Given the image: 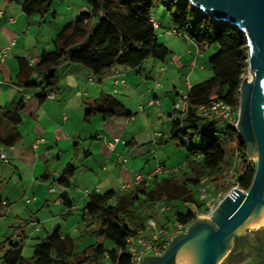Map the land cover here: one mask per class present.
<instances>
[{
    "label": "trees",
    "instance_id": "obj_1",
    "mask_svg": "<svg viewBox=\"0 0 264 264\" xmlns=\"http://www.w3.org/2000/svg\"><path fill=\"white\" fill-rule=\"evenodd\" d=\"M9 1L19 4L26 17L38 15L40 18L45 17L52 2ZM86 1L89 11L80 12L74 21L60 29L52 41L51 51L40 53L32 67L20 60L18 81L15 85L22 90H38L33 94L38 103L44 102L48 94L57 92L58 70L63 65L81 66L90 71L92 77L100 80L115 68L139 73L146 60L165 61L171 54L166 47L156 42V28L151 21L152 0ZM165 7L176 27L175 30L188 38L198 49L213 45L218 47L217 52L207 60L211 77L190 86L187 91V113L180 116L172 111L170 116L168 140L177 141L186 150L188 156L185 167L190 170L196 168L195 174L184 177L180 183L174 176L161 178L157 174L143 178L123 194L113 191L89 194L82 208L83 216L88 220L87 227L94 222L97 224V228L90 231L89 235L101 239L102 242H95L77 252L74 240L61 237L59 231L55 230L32 245L31 256L25 258L22 255V244H12L7 238L4 242L9 247L0 255L2 264L94 263L104 255L115 264H127V241L135 231L144 228L148 218H152L153 208L157 203L164 205L163 202L175 199L194 203L193 191L197 190L204 179L215 188H219V183L225 180L231 165L226 159L225 148L218 136L221 134V125L225 124L235 132L234 126L221 120L206 121L198 117L196 111L198 107L217 100L223 101L234 111L238 110L239 89L248 67L246 38L236 26L214 21L188 2L179 1L174 4L169 1ZM25 106L26 102L20 99L8 108L1 109L2 121L10 127L20 125L21 112ZM94 115L104 118L130 117V113L120 103L104 97L89 105L85 119ZM195 135L199 137L198 146L183 143L184 139L188 140ZM234 148L235 152H238L236 160L239 169L247 163L248 157L240 139ZM74 170L71 165H67L56 182L67 186ZM254 170L249 166L245 169L237 181L239 188H249ZM229 187L230 183L225 181L222 188ZM202 200L201 204H204ZM3 203L4 199L0 196V217L7 206ZM197 207L199 210L200 206ZM196 215L197 211L190 208L185 212L174 209L172 219L166 221L179 223L185 230L195 220ZM104 241L110 243V246L105 245Z\"/></svg>",
    "mask_w": 264,
    "mask_h": 264
},
{
    "label": "crops",
    "instance_id": "obj_2",
    "mask_svg": "<svg viewBox=\"0 0 264 264\" xmlns=\"http://www.w3.org/2000/svg\"><path fill=\"white\" fill-rule=\"evenodd\" d=\"M0 12V46L7 47L10 42H13L7 57L0 62V146L11 145L17 148L9 156L10 160H15L21 169V177L30 167L29 172L34 180L45 183L52 177L53 182L61 188L62 192L58 201L60 214L43 221V225L50 222L48 230L44 229V231L46 237L58 230L61 237L74 240L75 238L65 233L66 222L71 215L77 214L80 210L82 225L85 227L82 236L89 234L90 230L86 229L88 220L83 216L82 211L89 194H104L110 191L123 194L135 186L133 183L137 175H143L147 179L156 167L161 166L165 169L163 160L157 161L155 166L148 171L140 167L150 156L155 160V153L161 145L168 142L177 143V141L168 140L173 103L178 89H181V79L177 78V74L180 75V71H185L190 67L192 58L189 52L180 56L177 53L174 54L169 48L158 43L156 36L157 44L166 47L171 53L170 56L172 55L165 61L148 59L139 73L130 70L131 77H128L127 70L115 68L100 80L94 77L91 80L90 71L81 66L66 64L58 70L57 92L52 94V97L46 98L44 102L38 103L33 97L38 90H22L15 85L18 81L20 60L27 62L29 67L37 61V46L34 40L30 39L29 32L21 36L25 29L30 30L28 25L25 27V22L31 21L33 16L26 17L21 12L19 4L9 0H0ZM50 12L53 18L57 17L55 9H49L45 17ZM9 18L13 19L12 23L7 22ZM158 24L160 27L159 22ZM63 26L56 30V35ZM32 51L35 54L34 58L29 57ZM194 59L197 60L198 56L195 55ZM148 61L150 66L146 67L145 63ZM115 71L123 74L121 78L123 83L115 81L116 79L112 77ZM33 78L34 75L31 79ZM165 78L169 80L170 90L160 96L156 93V89L162 88L160 84ZM155 83L159 85L157 88H155ZM103 97L116 100L130 113V117L104 118L94 115L85 119L89 105ZM163 97L168 99L165 100ZM20 99L26 102L25 109L21 112L22 123L16 127L7 126L1 119V109L8 108ZM130 99L135 101L131 106L127 105ZM151 100H157L158 104L149 105ZM165 116L167 120L162 121L168 124L166 132L163 133L154 128L151 120L153 117L162 119ZM36 139H42V142L33 147L32 144ZM50 158L56 161L52 173L47 168ZM67 165H71L75 170L69 179V184L60 185L56 179L60 177ZM173 172L177 173L176 170ZM174 173L170 172L164 177L161 173L159 177L174 176ZM19 179L22 182V178ZM72 180L75 181L72 182ZM124 187L126 189H123ZM53 192L50 191V193ZM0 196L7 205L3 211L4 215L10 206L8 192L0 190ZM33 198L37 201L35 197ZM43 203V207H48L47 200ZM19 215L21 213L17 212V219ZM152 218L161 224L159 217L158 219ZM33 219L39 223L36 218L33 217ZM144 228H146V223ZM33 230L34 233H40L42 226L36 225ZM71 233L77 236L80 233L79 227L72 226ZM18 236L23 239L26 237L23 230H19ZM242 244L245 248L250 247L245 239L242 240ZM262 245L263 243L257 257H246L240 264H264ZM4 247L5 245L0 248H3L2 253L7 250ZM237 249L233 240L230 250L222 259V264H231L229 258Z\"/></svg>",
    "mask_w": 264,
    "mask_h": 264
},
{
    "label": "rangeland",
    "instance_id": "obj_3",
    "mask_svg": "<svg viewBox=\"0 0 264 264\" xmlns=\"http://www.w3.org/2000/svg\"><path fill=\"white\" fill-rule=\"evenodd\" d=\"M169 1H172L174 4L179 2L176 0H152L151 15L153 16L154 20L157 23L159 22L161 25L155 30L158 43L163 44L164 46L169 48L174 54L177 53L179 56L186 55V53L188 52V54L191 55L190 57L192 58V60L195 58V55L198 56V59L195 60V64L193 67H189L185 71H180V75L177 74V78L179 79L180 77L181 79V89L178 90L185 91L188 85L193 86L202 83L211 77V73L207 65V60L210 56L217 52L218 47L213 45L210 47H204L203 49L199 50L188 38L182 36L181 33L178 32V36H174L173 34H171V31L176 27L172 24L169 12L165 7V4H168ZM68 8L71 9L68 10ZM49 9H55L57 17L53 18L51 12L45 18H40L38 15H33L31 21L25 22V27L26 25H28L30 30L25 29L24 33H21L22 36L24 34L27 35L26 33L29 32L30 39H33L37 46V57L43 51H51L53 49L52 40L56 36L55 32L59 29V27L74 21L79 14L78 12L89 11L86 0H52ZM188 49L190 51H188ZM29 57H35L33 51L30 52ZM149 63V61L146 62L145 66L149 67ZM171 69L174 70V68ZM127 71V74L129 75L128 77H131L132 74L130 73V70ZM249 76H253V73L247 71L243 78L245 79ZM168 84L169 80L167 78L162 80L160 84L162 85V88L156 89V93L160 96L166 94L165 92L167 90H170V85ZM163 99L166 100L168 98L163 97ZM134 102L135 101H132L130 99L129 101H127V105L131 106L132 104H134ZM163 119H165L166 121V116L162 119L153 117L151 122L154 128L160 130V132L165 133L166 126L168 123H163ZM220 131L221 134L218 136V139L225 148L226 159L230 162V165L233 166L236 156L234 145H236L239 141L238 132L236 130L235 132L230 130L225 124L220 126ZM183 143H188L192 146H198L199 137L195 135L189 138L188 140L184 139ZM155 154V160H153L150 156V158L148 157V159H146L141 164L140 168H144L142 170L148 171L149 169L155 166L157 161L163 160V162L165 163V170L168 171H165L162 174L163 177L167 176L170 172L174 173L173 171L176 170L177 173H174L175 175H172H174V177L177 179V182L180 183L184 179V177L195 174L194 171L196 170V168L190 170L189 168L185 167L184 164L188 154L186 150L178 143L175 144L173 142H168L167 144H163L161 145L160 149L156 151ZM247 164L249 167L255 169L256 152L254 147H251V153L249 154ZM55 166L56 161L50 158L49 163L47 165L49 172L52 173ZM29 168L30 167L26 169L27 171L24 172L23 176L21 177V169L17 166L15 160H10L7 164H4L0 161V190L2 192H8V200L10 201L11 206V208L10 206L9 208H7V213L0 217V248L4 245V248L9 247L5 244L6 242H4L7 238H9L12 244H22V255L25 258H29L31 256L32 245H34L36 242L43 240L46 237L45 231L48 230V225L50 224V222H46L43 225V221L50 219L54 216H59L60 212L58 201L59 196L62 192L61 188L55 182H53L54 180L52 177L48 179L45 183H41L39 180H34L32 178L31 172H29ZM16 169H18V173H16ZM19 178H22V182ZM77 178L78 177L76 176V179ZM73 181L75 180H72V182ZM224 182L225 180L219 183V188H215L213 184L204 179L198 186L197 190L193 191L194 203H184L179 199H175L172 202H163L164 206H167V208L163 214H158L159 209L162 205L161 202H159L153 208L152 217L157 219L159 217V221L161 222V224L163 226H166V228L170 231H172L171 229L173 222L167 223L166 219H172V212L174 209H177L180 212H185V210L188 208L196 210L197 215L195 219L201 222H210V216L212 212L209 213L205 208L204 204H201L202 198L200 189L205 188L206 195L208 197L214 198L217 194L223 195V193L227 192L230 188L229 187L228 189H223L222 187ZM22 186H24V188H22ZM50 188L54 189L53 193H50ZM33 197H35L37 201H32ZM46 200L48 201V207H43V202ZM197 205L200 206L199 210L197 209ZM10 209L12 210L9 213ZM17 212L21 213L18 219L16 218ZM81 215L82 214L80 210L77 214L71 215L66 222L67 228L64 229L65 233H68L70 236L75 238L74 242H76L77 252H81L84 248L94 244L95 242H102L101 239H96L95 237L89 234L82 236V233L85 231V227H83L82 225ZM163 216H165L166 218ZM33 217L36 218L39 223L34 221ZM258 219L259 216L255 221H249L248 224L240 227L236 233L238 235H246L251 230L264 229V226L260 224H256V226L249 225V223H255L256 221H258ZM36 225L42 226V231L40 233H34L33 229L36 227ZM167 225H169V227H167ZM72 226H78L81 235H79V233L77 234V236H73L71 233ZM95 228H97V224L95 222L92 223L89 227H86V229L90 231L94 230ZM19 230L24 231L26 235L25 239L21 238V236H18ZM104 244L110 246V243H108L107 241H104ZM2 250L3 248L0 249V255L3 252ZM183 262L187 264L188 260L184 258V255L178 253L174 259L173 264H182ZM222 262L223 261L221 260L220 264H222ZM0 264L2 263L0 262Z\"/></svg>",
    "mask_w": 264,
    "mask_h": 264
},
{
    "label": "water",
    "instance_id": "obj_4",
    "mask_svg": "<svg viewBox=\"0 0 264 264\" xmlns=\"http://www.w3.org/2000/svg\"><path fill=\"white\" fill-rule=\"evenodd\" d=\"M176 1L188 2L216 22L236 26L246 38L247 71L253 76L242 79L235 130L248 158L255 148L256 164L246 193L233 189L212 211L210 222L195 219L173 236L161 255L145 257L144 264H173L178 253L186 255L188 264H219L232 241L244 239L237 230L255 221L264 207V0Z\"/></svg>",
    "mask_w": 264,
    "mask_h": 264
},
{
    "label": "built area",
    "instance_id": "obj_5",
    "mask_svg": "<svg viewBox=\"0 0 264 264\" xmlns=\"http://www.w3.org/2000/svg\"><path fill=\"white\" fill-rule=\"evenodd\" d=\"M1 16V12H0ZM151 21L155 28H158V23L154 20L153 16H151ZM8 23H12L13 19L9 18L7 19ZM171 34L174 36H178L179 33L173 29L171 31ZM13 45V42H10L7 47H1L0 46V62H3L5 58L7 57L8 51L10 47ZM195 64V59H193L190 62V67H193ZM123 76L122 73L114 72L112 77L116 79L115 81L119 83H123V80L121 79ZM92 75L90 79L92 80ZM159 85L155 83V88H157ZM190 85L187 86L185 91H178L175 101L173 103V111L176 113L175 115L183 116L188 111V101H187V91L189 90ZM52 97V94H48L47 98ZM158 104L157 100H151L149 102V105ZM197 116L206 120V121H224L226 123H229L230 125H233L235 127L237 122V116H238V110L234 111L229 105L224 103L223 101L217 100L212 101L211 103L207 105H202L197 108ZM42 142V139H36L34 143L32 144L33 147H36L37 144ZM113 147V145H111ZM17 148L14 146H0V161L4 164L9 163L10 161V153H13L16 151ZM235 161L233 163V166L229 168L225 181L230 183V188L227 192L221 194H217L216 197L211 198L208 197L205 193L206 189L202 188L200 190L201 198L204 200V206L207 209L209 213L213 211L215 206H217L220 201L224 198L225 195L231 193L233 189H238L242 193H246L247 190H243L239 188L238 186V178L243 174L245 169L248 167V164L245 163L241 168L238 169L237 164V151L235 152ZM248 160V158H247ZM168 172L164 169V167L158 166L154 169V171L150 174L149 177L157 174H161L164 172ZM144 178L143 175H137L135 177L133 185L138 184L142 179ZM123 189H126L125 187ZM51 192H53V189H50ZM34 200V198L32 199ZM27 202V201H26ZM4 204V203H3ZM166 207L162 204L161 208L159 209V214H162L165 212ZM184 226L180 225L179 223H173L172 225V231L168 230L166 227L161 226L155 219L150 218L146 222V228L138 229L135 231V233L132 235L130 239L127 241V249L126 253L128 255V263L127 264H144V259L147 256H159L161 255L164 250L166 249L169 241L173 238V236L183 232ZM80 264H115L112 261L109 260L107 255H104L100 260L89 263V262H83Z\"/></svg>",
    "mask_w": 264,
    "mask_h": 264
},
{
    "label": "flooded vegetation",
    "instance_id": "obj_6",
    "mask_svg": "<svg viewBox=\"0 0 264 264\" xmlns=\"http://www.w3.org/2000/svg\"><path fill=\"white\" fill-rule=\"evenodd\" d=\"M248 234L245 235L244 239L245 242L250 245L249 248H245V246L242 244V239H234V244L238 249L235 250V252L232 253L229 258L231 264H240L246 257L255 258L258 256V251L260 250L261 244L264 241V229L253 230Z\"/></svg>",
    "mask_w": 264,
    "mask_h": 264
},
{
    "label": "bare ground",
    "instance_id": "obj_7",
    "mask_svg": "<svg viewBox=\"0 0 264 264\" xmlns=\"http://www.w3.org/2000/svg\"><path fill=\"white\" fill-rule=\"evenodd\" d=\"M247 79L250 80V79H251V76H249ZM248 222H249V221H248ZM248 222H247V223H248ZM256 224H260V225H263V226H264V207L260 210L258 221H256L255 223H249V225H251V226H253V225L256 226ZM184 258L187 259L186 255H185ZM185 261H186V260H185ZM187 264H188V263H187Z\"/></svg>",
    "mask_w": 264,
    "mask_h": 264
}]
</instances>
